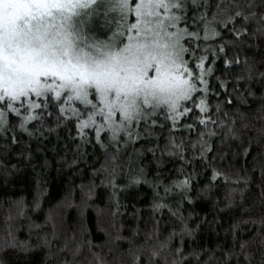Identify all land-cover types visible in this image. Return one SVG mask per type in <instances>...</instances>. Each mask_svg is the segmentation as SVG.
I'll use <instances>...</instances> for the list:
<instances>
[{"label": "snow or ice", "instance_id": "6c2138e0", "mask_svg": "<svg viewBox=\"0 0 264 264\" xmlns=\"http://www.w3.org/2000/svg\"><path fill=\"white\" fill-rule=\"evenodd\" d=\"M249 41L264 42V0H0V136L11 132V142L16 143L17 130L42 137L45 131L66 129L71 140L79 141L77 151L99 146L105 161L93 175L112 189L117 209L113 216L120 206L117 193L127 186L118 184V178L128 175L129 184H139L143 177L150 183L157 200L154 209L168 208L174 225L161 239L159 221H154L140 248L129 249L131 264H264V215L232 223L225 229L230 241L226 237L215 248L186 253L184 236L191 237L195 229L180 211L185 201L192 202L198 173L187 168L196 162L211 171L210 183L235 185L225 195V206L233 203L235 192L243 193L241 182L244 188L249 185L247 171L241 176L228 161V152L209 143L218 134L216 128L223 145L230 147L227 141L239 139L236 120L227 119L228 112L213 119L222 109L210 101L220 95L211 81L214 78L221 89L229 83L215 75L217 61H223L225 73L243 68L234 91L241 81L249 96L254 95L251 83L264 89V60L257 65L246 57L242 63L236 54ZM157 128L168 132L161 157L167 154L181 166L165 175L158 164L149 181L143 168L133 169L136 153L127 149L141 139V129ZM178 130L196 136L177 142ZM255 130L264 138V127ZM148 151L155 155L153 149ZM248 154L244 148L241 155ZM257 162L264 178V161ZM0 168L9 174L2 160ZM94 187L92 182L89 197ZM172 195L181 198L175 211L163 203ZM260 195L264 205V189ZM13 205L15 212L9 208L3 218L0 250L28 251L38 246L31 243L33 229L44 225L30 220L23 198ZM39 208L40 198L35 197L31 211ZM22 218L29 220V238L24 240L17 235L25 227L18 223ZM45 224L51 231L37 232V241L57 264H110L106 254L93 250L96 246L90 240H78L75 233L61 237L50 215ZM246 224L257 226L248 239L240 234ZM133 234L138 235L139 229Z\"/></svg>", "mask_w": 264, "mask_h": 264}, {"label": "trees", "instance_id": "16d2710c", "mask_svg": "<svg viewBox=\"0 0 264 264\" xmlns=\"http://www.w3.org/2000/svg\"><path fill=\"white\" fill-rule=\"evenodd\" d=\"M236 54L242 63L247 57L249 62L259 65L264 60V42L249 41ZM231 55L232 52H229V56ZM216 69L215 75L229 83L226 89H221L214 78L211 81L212 87L220 95H213L210 101L213 106L219 103L222 109L221 115L213 116V119H222V113L228 112L227 119L236 120L239 139L227 141L230 147L223 145L220 129L216 128L218 134L211 137L209 143L217 151L223 149L228 152V161L235 169L240 170L241 176L245 175L246 170L250 180L247 188H244L243 182L240 183L239 187L244 189L243 193L235 192L233 203L225 206V195L235 185L210 183L211 171L199 162L187 168L189 172L194 168L198 175L193 179L192 202L185 201L180 208L189 226L195 229L191 237L184 236L183 246L186 253L192 249L215 248L217 243H223L226 237L230 241L231 237L225 229L232 223L250 217L258 220L264 215L260 195L264 189V178L261 176L260 163L257 162L264 161V138L255 130L264 127V100L261 99L264 89L258 83H251L254 95L249 96L244 82L241 81L238 84V92L234 91V87H237L236 76L243 72V68H232L225 73L223 61L219 60ZM229 99L231 104L227 103ZM185 123H191V120H186ZM245 124L249 125L248 129L244 128ZM213 127L209 125V129ZM69 128L72 126L69 125ZM72 135H75L74 129ZM174 135L179 142L180 139L189 137L194 139L196 132L178 130ZM11 136V132L0 136V160L8 166L9 173L5 175L4 170L0 168V234L8 209L12 208L15 212L13 202L21 198L29 205L26 212L30 220L44 227L33 229L31 243L38 246L28 251L0 250V264H57L49 255L48 249L39 244L36 237L37 232L43 234L51 231V225L45 224V217L48 215L56 223L61 237L65 233L69 236L75 233L78 240H90L96 246L93 250L106 254L110 264H131L129 249L135 251L140 248L144 234L153 228L154 221H159L161 239L172 230L174 220L168 208L154 209L153 205L157 202L154 189L150 183L143 182V177L139 184H129L128 175L118 178V184L127 186L117 193L120 206L118 215L113 216L117 209L112 200V189L106 184H101L99 176L93 175V169H99L105 161L104 152L99 146H88L86 149L82 146L77 151L79 141L71 140L66 129H58L51 134L45 131L42 137H29L27 133L17 130L16 143L11 142ZM167 136V129L163 132L158 128L151 132L141 129V139L127 149L128 153H136L132 156L133 169L143 168L149 181L156 176L158 164L163 165L165 175L181 166L178 160L167 154L161 157ZM157 144L159 147H156ZM244 148L249 150L247 156L241 155ZM149 149H153L155 155L153 151H148ZM12 165L16 167L12 168ZM132 174L134 175L135 171ZM92 182L95 187L89 197ZM81 185L84 186L83 189ZM160 195L163 196L162 191ZM35 197L40 198V208L31 211ZM180 199V196L172 195L163 203L175 211ZM69 203L71 206H68ZM28 222L25 218L18 221L19 224L25 225L17 233L21 240L29 238L26 227ZM242 228L244 231L240 234L244 239H248L257 226L246 224L242 225ZM136 229H139L138 235L133 234ZM176 231L179 234V227ZM117 235L121 238L116 239ZM55 243L56 241H53V244ZM173 244L180 245L179 235ZM83 251L84 255H88L86 247Z\"/></svg>", "mask_w": 264, "mask_h": 264}]
</instances>
